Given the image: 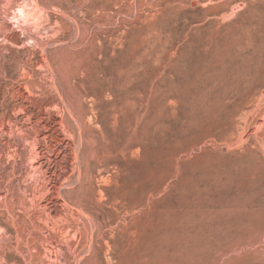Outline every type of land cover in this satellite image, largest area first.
Segmentation results:
<instances>
[{
    "label": "rangeland",
    "instance_id": "1",
    "mask_svg": "<svg viewBox=\"0 0 264 264\" xmlns=\"http://www.w3.org/2000/svg\"><path fill=\"white\" fill-rule=\"evenodd\" d=\"M262 97L264 0H0V264H264Z\"/></svg>",
    "mask_w": 264,
    "mask_h": 264
},
{
    "label": "bare ground",
    "instance_id": "2",
    "mask_svg": "<svg viewBox=\"0 0 264 264\" xmlns=\"http://www.w3.org/2000/svg\"><path fill=\"white\" fill-rule=\"evenodd\" d=\"M21 13H22V12H21ZM262 98H264V97H262ZM262 98H261V99H262ZM261 99H260V100H261ZM258 101H259V100H258ZM260 103H261V101H260ZM263 103H264V101H263ZM260 106H262V105H260ZM258 107H259V106H258ZM262 108H263V107H262ZM256 111H257V110H256ZM256 111H255V112H256ZM259 111H260V110H259ZM255 112L252 113V114H255ZM257 113H261V111H260V112H257ZM250 114H251V113H250ZM247 115H248V114H247ZM260 115H262V114H260ZM250 116H251V115H250ZM253 116H254V115H253ZM255 116H259V114L255 115ZM263 117H264V116H263ZM244 118H245V117H244ZM254 118H255V119H258L259 117H258V118L254 117ZM251 119H253L252 116H251ZM255 119H253V120H255ZM261 119H262V116H261ZM259 120H260V118H259ZM255 121H256V120H255ZM262 121H264V120H262ZM244 122H245V121H244ZM245 123H247V122H245ZM251 123H252V122H251ZM254 123H255V122H254ZM261 123H262V122H261ZM255 124H256V123H255ZM257 124H258V120H257ZM245 125H246V128H247L248 125H247V124H244V126H245ZM258 125H259V124H258ZM262 125H263V124H262ZM254 126H255V125H254ZM254 126H253V127H254ZM260 127H261V126H260ZM244 128H245V127H244ZM244 128H243V129H244ZM246 128H245V129H246ZM254 128H255V127H254ZM256 128H258V127H256ZM263 128H264V125H263V127H261V131H262ZM246 130H248V128H247ZM258 130H259V129H257V133H258ZM261 131H260V132H261ZM263 131H264V129H263ZM263 131H262V132H263ZM243 132H244V131H243ZM246 133H247V132H246ZM254 134H255V133H254ZM263 134H264V133H263ZM255 136L257 137V135H255ZM260 137H261V134H260Z\"/></svg>",
    "mask_w": 264,
    "mask_h": 264
}]
</instances>
